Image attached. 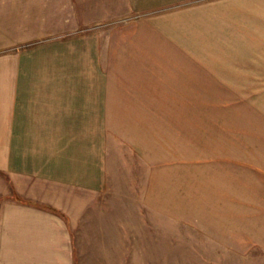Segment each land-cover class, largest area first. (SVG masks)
I'll return each mask as SVG.
<instances>
[{"label":"crops","instance_id":"crops-1","mask_svg":"<svg viewBox=\"0 0 264 264\" xmlns=\"http://www.w3.org/2000/svg\"><path fill=\"white\" fill-rule=\"evenodd\" d=\"M262 79L264 0H0V170L85 195L67 199L83 207L74 218L54 199L4 202L0 264H84L87 251L116 260L118 246L80 240L98 220L90 195L132 169L131 156L138 204L191 228L183 237L214 264H264V108L243 102L261 135L245 169L235 134L226 157L188 155L218 125L198 111L219 109L221 94H262Z\"/></svg>","mask_w":264,"mask_h":264},{"label":"rangeland","instance_id":"rangeland-1","mask_svg":"<svg viewBox=\"0 0 264 264\" xmlns=\"http://www.w3.org/2000/svg\"><path fill=\"white\" fill-rule=\"evenodd\" d=\"M120 1L124 2L125 5V0ZM110 23L106 21L97 22L93 23L91 27L98 29ZM220 100L219 109L198 111L200 112V117L205 119V122L209 119L208 117L214 115L218 125L214 127L213 134L204 135L202 141H189L188 155L189 157L200 158L199 155L203 153L204 159L226 157L227 135L231 137L235 134L236 141L234 144L230 142L229 147L230 149L232 146L235 148L236 169H245V159L252 161L254 156L257 159L259 157L258 149L254 154L252 147L254 145L255 147L259 146V142H253V139L260 138L261 135L258 125H249L253 119L249 120L247 117H244L246 110L243 107V102L251 101L257 106L258 111V108H264V93L261 94L256 91L248 94H221ZM231 103H236V111L235 113L232 112L233 117H236L235 120L232 115V118L230 117L229 104ZM191 112L189 111V117ZM233 120L235 121L234 125H232ZM204 128L211 129V126L205 125ZM198 137L201 139V136L198 135ZM213 149L216 152H213ZM245 152L248 157H245ZM196 153H200L199 157H197ZM132 158V156L131 159L127 158L132 164V169H120V173L117 172L112 175L110 188L107 191L90 195L94 204L92 205V212H88L91 213L94 219L98 218V220L91 223L89 227L90 232L80 240V245L86 247L85 250L88 249L87 246H118L119 253L117 255H108L111 258L112 256H117V259L102 263L98 258L99 255H97V259H94L93 257H96V255L87 251V261L84 264H214V255L201 249L202 242L200 239L193 237L191 242V239L183 237L191 228L179 222L167 220L158 214L156 215L141 204H138V201L136 202L137 199L135 198H139L142 191L143 172L142 169H138L140 167L134 164V161H131ZM207 163L205 162L204 164ZM191 168L198 169L194 159ZM204 169L210 168L204 167ZM74 196L83 197L85 195L70 189L53 188L51 185L44 184L33 178L13 179L7 173L0 170V207L7 201L31 202L46 206L45 200L54 199V202L57 204L55 208H59L65 213L68 212L69 208L70 214L73 217L75 215L78 216L80 213L81 215L83 214V207H68V197ZM51 208L55 209L54 206ZM74 208L80 209V212L78 213ZM99 217L105 218V220L99 221ZM82 219L79 216L76 224L83 225ZM167 231H170L171 235L165 238L164 235L168 233ZM92 232L94 234H91ZM80 242L78 240V243ZM163 245L172 246L169 253L163 254L157 252L154 254L153 252H149L151 247ZM186 247L189 249L188 253L181 252L180 249L183 248L185 250L187 249ZM138 249L139 253L132 252L138 251ZM189 251H192V253H189ZM236 264L244 263L237 261Z\"/></svg>","mask_w":264,"mask_h":264},{"label":"trees","instance_id":"trees-1","mask_svg":"<svg viewBox=\"0 0 264 264\" xmlns=\"http://www.w3.org/2000/svg\"><path fill=\"white\" fill-rule=\"evenodd\" d=\"M50 209H52L53 211L55 210V209H53V208H51V207H49ZM56 211V210H55Z\"/></svg>","mask_w":264,"mask_h":264}]
</instances>
